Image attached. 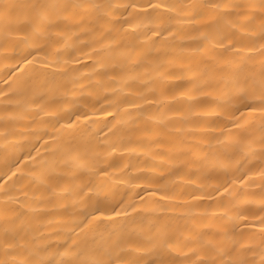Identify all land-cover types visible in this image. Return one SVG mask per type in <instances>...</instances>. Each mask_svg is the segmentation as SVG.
<instances>
[{"label":"bare ground","instance_id":"bare-ground-1","mask_svg":"<svg viewBox=\"0 0 264 264\" xmlns=\"http://www.w3.org/2000/svg\"><path fill=\"white\" fill-rule=\"evenodd\" d=\"M0 264H264V0H0Z\"/></svg>","mask_w":264,"mask_h":264}]
</instances>
